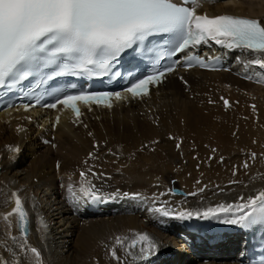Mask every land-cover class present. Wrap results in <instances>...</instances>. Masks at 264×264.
Masks as SVG:
<instances>
[{
	"label": "bare ground",
	"instance_id": "obj_1",
	"mask_svg": "<svg viewBox=\"0 0 264 264\" xmlns=\"http://www.w3.org/2000/svg\"><path fill=\"white\" fill-rule=\"evenodd\" d=\"M197 13L264 24V0H202ZM225 55L226 71L176 70L148 96L109 109L84 107L77 119L63 112L55 122L48 112L0 114V264H117L113 249L122 264H240L241 226L220 222L230 215L181 221L152 211L202 212L264 191V69L239 49ZM248 134L254 146L245 147ZM172 180L180 194L170 191ZM89 184L114 197L98 213L68 192L71 186L80 196ZM13 193L26 214V237L15 233ZM191 220L202 239L219 232L220 241L209 246L185 235L181 228ZM138 234L157 244L147 258L139 257L140 242L129 248Z\"/></svg>",
	"mask_w": 264,
	"mask_h": 264
},
{
	"label": "snow or ice",
	"instance_id": "obj_2",
	"mask_svg": "<svg viewBox=\"0 0 264 264\" xmlns=\"http://www.w3.org/2000/svg\"><path fill=\"white\" fill-rule=\"evenodd\" d=\"M198 5L199 0H181L179 4L173 0H0V87L23 82L49 68L56 70L47 79L77 73L106 75L122 53L135 50L157 35L171 37L170 43L174 46L169 55L213 41L228 49H239L255 55L257 58L250 60L249 64L264 69V24L255 19L231 15L209 17L198 14ZM196 64L209 67L198 59ZM192 66V63L188 64V67ZM175 70L176 65L173 64L137 77L126 91L132 98L148 96L150 85H159L166 74ZM248 78L251 79V76ZM113 97L122 99L120 93L108 92L64 95L47 107L56 109L58 105H64L79 117L77 102H99L110 108ZM224 104L228 106L229 101L224 100ZM24 108L29 110V105H24ZM244 167H248L247 162ZM86 175L85 172L80 173L82 179ZM92 175L99 177L103 174L93 172ZM79 191L80 196H76L73 188L68 187V192L76 200L104 202L114 198L102 197L95 185L91 184L81 186ZM12 195L16 197L13 211L19 214L23 228L26 214L19 197L16 193ZM240 200L241 203L220 205L202 212H173L161 207H154L152 211L161 217L181 221L192 218L207 220L223 213L226 217L231 216L220 221L224 224L244 228L264 226V191L246 200L240 197ZM137 242L142 244L139 257L147 258L157 249V244L146 234H138L137 240H133L129 248H135ZM115 243L121 246L123 239L117 237ZM24 247L21 246V251ZM29 251L39 260L40 252L36 248ZM110 254L117 264H122L117 250L113 249ZM127 254L132 256L131 251ZM259 264H264V258Z\"/></svg>",
	"mask_w": 264,
	"mask_h": 264
},
{
	"label": "water",
	"instance_id": "obj_3",
	"mask_svg": "<svg viewBox=\"0 0 264 264\" xmlns=\"http://www.w3.org/2000/svg\"><path fill=\"white\" fill-rule=\"evenodd\" d=\"M14 209H15V205H14ZM15 219H16L17 233L22 235L23 237H25L27 235V219H26V222H25L23 228L21 227V222L19 220V214L18 213H15Z\"/></svg>",
	"mask_w": 264,
	"mask_h": 264
},
{
	"label": "rangeland",
	"instance_id": "obj_4",
	"mask_svg": "<svg viewBox=\"0 0 264 264\" xmlns=\"http://www.w3.org/2000/svg\"><path fill=\"white\" fill-rule=\"evenodd\" d=\"M243 127V132H246V130H248L249 128L247 127V125L246 124H244L243 126H241V128ZM241 130V129H240ZM249 135V134H248ZM238 137V135H237V133H236V136H235V138H237ZM224 141H226L225 139H223ZM235 141H237V139H234ZM248 144H246L245 145V147H249L251 144H253V146L255 145L254 143H253V136L252 135H249L248 136ZM45 144V146H49V143H44Z\"/></svg>",
	"mask_w": 264,
	"mask_h": 264
}]
</instances>
